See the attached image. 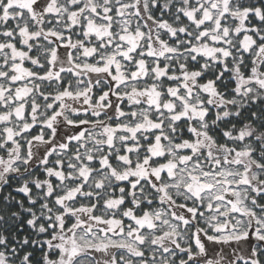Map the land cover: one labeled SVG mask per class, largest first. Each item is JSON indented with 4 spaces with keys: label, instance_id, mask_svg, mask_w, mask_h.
Segmentation results:
<instances>
[{
    "label": "snow or ice",
    "instance_id": "1",
    "mask_svg": "<svg viewBox=\"0 0 264 264\" xmlns=\"http://www.w3.org/2000/svg\"><path fill=\"white\" fill-rule=\"evenodd\" d=\"M0 264H264V0H0Z\"/></svg>",
    "mask_w": 264,
    "mask_h": 264
}]
</instances>
